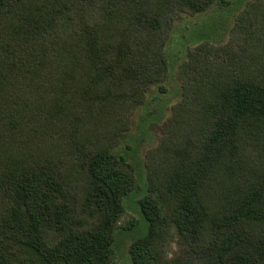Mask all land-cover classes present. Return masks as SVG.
I'll use <instances>...</instances> for the list:
<instances>
[{"label":"trees","instance_id":"1","mask_svg":"<svg viewBox=\"0 0 264 264\" xmlns=\"http://www.w3.org/2000/svg\"><path fill=\"white\" fill-rule=\"evenodd\" d=\"M211 3L0 0V264H115L135 179L112 147L165 80L174 20ZM181 73L131 264H264V0Z\"/></svg>","mask_w":264,"mask_h":264},{"label":"rangeland","instance_id":"2","mask_svg":"<svg viewBox=\"0 0 264 264\" xmlns=\"http://www.w3.org/2000/svg\"><path fill=\"white\" fill-rule=\"evenodd\" d=\"M257 0H212L211 5L200 13L179 14L172 24L169 39L164 47L168 66L165 80L151 86L144 103L137 107L130 117L128 129L112 147L116 156L124 158L134 174V189L123 199V215L115 235V264H131L129 246L146 233V221L142 217L138 201L146 195V158L158 146L172 108L181 99L182 65L187 61L189 51L203 43L214 47L226 45L230 40L238 17ZM160 88L162 90H160ZM175 250L176 245L171 244Z\"/></svg>","mask_w":264,"mask_h":264}]
</instances>
